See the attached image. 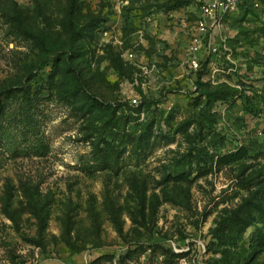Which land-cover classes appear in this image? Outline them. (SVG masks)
<instances>
[{
	"label": "rangeland",
	"instance_id": "374dc122",
	"mask_svg": "<svg viewBox=\"0 0 264 264\" xmlns=\"http://www.w3.org/2000/svg\"><path fill=\"white\" fill-rule=\"evenodd\" d=\"M206 1L0 0V264H264V0Z\"/></svg>",
	"mask_w": 264,
	"mask_h": 264
},
{
	"label": "built area",
	"instance_id": "2783aa9c",
	"mask_svg": "<svg viewBox=\"0 0 264 264\" xmlns=\"http://www.w3.org/2000/svg\"><path fill=\"white\" fill-rule=\"evenodd\" d=\"M262 0H207L200 8V17L198 25L204 29L209 26H214L223 16L233 14L240 10L256 9L261 6ZM195 68L198 67L196 62H193Z\"/></svg>",
	"mask_w": 264,
	"mask_h": 264
}]
</instances>
